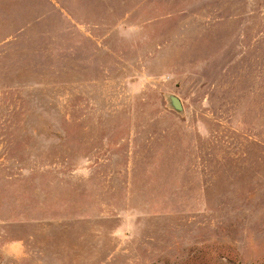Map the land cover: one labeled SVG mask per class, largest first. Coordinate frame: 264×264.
<instances>
[{
    "label": "rangeland",
    "instance_id": "obj_1",
    "mask_svg": "<svg viewBox=\"0 0 264 264\" xmlns=\"http://www.w3.org/2000/svg\"><path fill=\"white\" fill-rule=\"evenodd\" d=\"M0 264H264V0H0Z\"/></svg>",
    "mask_w": 264,
    "mask_h": 264
},
{
    "label": "water",
    "instance_id": "obj_2",
    "mask_svg": "<svg viewBox=\"0 0 264 264\" xmlns=\"http://www.w3.org/2000/svg\"><path fill=\"white\" fill-rule=\"evenodd\" d=\"M168 106L180 114H184V106L182 100L174 94H168Z\"/></svg>",
    "mask_w": 264,
    "mask_h": 264
}]
</instances>
